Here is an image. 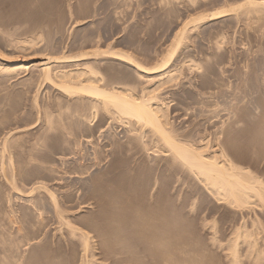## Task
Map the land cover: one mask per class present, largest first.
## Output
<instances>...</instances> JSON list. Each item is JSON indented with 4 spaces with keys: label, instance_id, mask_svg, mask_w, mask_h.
I'll use <instances>...</instances> for the list:
<instances>
[{
    "label": "rangeland",
    "instance_id": "rangeland-1",
    "mask_svg": "<svg viewBox=\"0 0 264 264\" xmlns=\"http://www.w3.org/2000/svg\"><path fill=\"white\" fill-rule=\"evenodd\" d=\"M239 1L242 2L243 0H195L194 3L192 0H0V48H6L5 51V48L0 49V51H4V54L6 52V55H12L15 58H20L21 56L26 58V56H28V59H26L30 62L28 65L30 66L29 72L17 73L18 76L15 77L14 75L11 77L12 79L7 78L6 80H2L0 78V133L12 129L15 125L18 126V124L22 125L23 123L35 122V111L34 107L32 108V98L35 93H38L37 99L39 101L38 103H40L39 105H42L41 107L46 105L49 109L51 105L57 101V97L60 98L58 99L60 102L66 97L62 101L64 104H70V102L74 101V98L71 99L61 93L63 96L62 98L57 88L39 81L38 69L36 70V68L32 66V63L46 57V53L48 55L47 57L53 56L52 58H61L64 56L74 57L80 52L92 51L99 46L100 47L97 49H107L109 45L110 48L112 46L111 49L116 51L120 50L119 52L128 54L141 63V65L143 64L144 67L151 68L154 65H158L160 60L165 58L171 49V43L174 41L176 31L179 30L180 26L182 27L183 23H185L188 18L194 17L192 15L197 13L202 14L206 12L209 14V11L224 9L227 7L224 6L225 2H227L226 5H234L236 3L238 4ZM240 10L241 9L231 12V15H226L221 19L197 23L199 27L197 24L196 27H194L195 25L187 27L184 38L182 39L183 43H181L180 46L178 45V50L176 49L175 56L170 63V65L173 66L168 69L176 70L175 74H178L176 75L178 79L175 77L172 82L169 81V83H171L170 85L167 84L168 82L166 85L164 84L158 97L163 100L164 103L166 102L165 104L169 108V114H171V117L169 116L170 121H172L171 128H176L174 129L175 131L177 130L176 133L178 132V134L184 136V134L189 135L190 133L181 134L182 131L192 132L194 135L191 134L192 137L190 135V138L192 139L195 137L193 140L196 141V144L199 143L198 141H200V139H203L201 136H205L204 139L208 138L211 144H214L212 147V145L208 143V145L212 147H209L211 150L213 148V150H215L216 142L223 143V140H227L228 142L231 141L230 144L226 143L225 146L232 144L231 147L228 146L230 150L232 149L233 152H231L237 155V163L244 167L246 166L257 175H261L260 178L263 181L264 15H256V18L255 14H247V10L245 9H243V11ZM192 27L196 29L193 31ZM188 28L191 29L188 30ZM6 30L8 32L10 31L9 33H11V30L14 32L12 31L10 35ZM187 35L188 38H185ZM4 37L6 39H4ZM7 37L12 39L10 40ZM218 37L219 40L217 39ZM13 39H15V41ZM21 39L32 40V43L29 45V51L26 50L27 52L23 51L22 53L20 52L21 49L18 50L21 46ZM185 39L187 40L183 41ZM7 40L9 42H6ZM7 44L10 45L8 46ZM216 47H218V49ZM11 48L14 49V52H12ZM17 51L19 52L17 53ZM196 51H199V53L206 51L205 55L207 56L205 57L202 54L200 57H204L200 58V54ZM190 52H193L194 55L195 52L198 53L199 55L197 56L200 60L199 58L194 59L197 56H191ZM20 53L22 55H19ZM104 56H99V59H97V57H91V60L87 58L85 61L83 60L84 62L80 61V64L87 61H90V63L88 62L89 64L96 63L97 65L94 64L96 66H92L95 68L98 66L96 69L102 74V78L103 75L106 76H104L106 79L104 80L103 78V81L107 82L108 80L110 85L123 87H125L124 85H126V87L127 85L130 87L132 86L135 90L132 87L129 88L133 89L134 92H138L140 88L143 91L147 86V81L137 79L136 71L133 67L123 62L120 63V61L114 60L111 57L105 56L107 59H102ZM184 56H188L190 59ZM204 58H206L205 61ZM92 59H95V62ZM185 59L187 61L194 60V65L199 64L200 66H195V68L191 67L190 69L187 67H190V65L186 63ZM66 64L67 66H71L75 63L61 61L59 64L54 63L53 65L60 67L64 65L65 67ZM179 66H182V68ZM184 66L186 67L184 68ZM197 67L201 68L198 69ZM196 69L198 70L196 71ZM258 75L260 76L258 77ZM155 76L157 77V75H153L150 78H155ZM240 80L241 82H239ZM4 81L6 82L4 83ZM242 81H246L247 84ZM25 82L28 84H24ZM109 83H106V85H109ZM229 87H231V89ZM239 88L245 89V91L239 90ZM233 93L236 96L235 98H233ZM237 99L238 101H243L239 102L238 106L236 102ZM62 102L61 104H63ZM251 103L253 104L251 105ZM54 104L49 111L53 110L54 120L58 122L59 119V122L62 120L63 122H60V124L58 122L53 129L46 132L45 143L39 146L38 149H35V151H32L35 159L36 157L37 159L29 161L25 159L27 155H25V149L23 148H21L23 150H13L14 156H17H15V159L19 160L18 162L22 164L20 167L22 171L19 173L21 175L17 176L16 183L17 185L19 184V186H24L25 190L28 189L27 187H30V185L37 183V181L43 182L47 186L49 185L48 187L58 195L60 201L72 200L70 204L72 212H70V214L73 213L76 224L79 221L82 224H77V226L79 225L81 229L83 227L82 231L87 233V235L88 231H93L89 232L90 235H88L92 238L90 239L89 237L90 245L88 253L90 255L86 254L90 260L93 259V263L116 264L117 261H119L121 262L120 264H142L143 261V264H159V262L160 264H168L170 262L171 264L173 262L174 264H226L222 249L216 244H218L217 241L219 238V241H222L224 238L222 244H225V240L228 239L226 236L229 237L231 228L239 222V211H233L227 205L220 204L214 198L210 197L196 179L188 176L184 171L178 170L177 166L172 164L168 155L169 153L161 151L164 150V148L158 151L159 153L161 151L160 154L156 152L157 154H154V156L151 149L149 150L150 152H145V150L142 149L144 146L138 145L136 141H133L134 143L131 142L130 127L128 128V126L125 125L126 122L124 123L122 119L114 118L115 116H113L112 113L102 115L103 112L99 110L96 112L95 117L92 118L91 121L89 120L90 122L88 123L91 126H88V123L85 124L80 122L82 126L80 123L79 125L75 122V110L73 108L72 111L74 114L70 110V112L67 110V112L58 110V112L60 111V115L62 114L60 116L57 110H55L56 108L54 109ZM253 106L260 109L254 108ZM71 107L72 105H70V109ZM255 109L257 111H255ZM69 113L72 114V116H70ZM88 116L90 117V115ZM233 121L238 122V125L236 122V125H234ZM39 123L40 125L43 124V119L30 126L35 128L31 130V134H34L37 132V129L40 128ZM232 123V126H236L233 127L234 130L231 126ZM75 124L78 127H76ZM81 126L84 128L82 129ZM75 127L80 129V131L78 129L75 131ZM85 127H87L88 131ZM222 128H225L227 132L224 133L223 131L225 130H222ZM77 131L79 132L78 134ZM220 133H222L223 137H226V139L221 137L222 135H219ZM75 134H77L78 139L81 141H79V144L75 142ZM90 138L92 140L88 143ZM222 138L223 140H221ZM86 139H88V141H85ZM149 139L147 138L144 140L145 145H147L145 149L151 148L154 141L156 143L155 138H152L153 142L152 139ZM187 139H189V136L186 140ZM98 140L99 143L97 142ZM193 140L191 141L194 143ZM92 143L96 145L93 144V146ZM149 145L150 147H148ZM159 145L162 146L160 143ZM94 148H96V150ZM94 152H97V156L92 157ZM81 156L84 157L85 160ZM96 157L97 159L99 158V162ZM87 158L92 161L89 159L87 161ZM93 162L96 164L94 165ZM89 168L90 170L93 168V170H91L92 172L89 171L88 174L81 172V170L85 169L87 171ZM83 172L85 171L83 170ZM90 173H93L92 176H96L91 178L92 176H89L91 175ZM1 180L0 183H3V180ZM2 183L0 184V206L3 205L2 203H4L5 206L3 205L4 207H0H3L0 209V248H3V246L6 247V244H4L6 242L5 240H8L10 237L6 234L12 232L11 239H22V241L19 242V252L24 254V250H26L25 256L23 257L24 264L25 262L29 264L33 259L36 261L42 258V255L45 253L47 254V251L49 252L48 257H46L47 255L45 254L42 262L40 261L41 259L39 260L40 264H43V262L44 264H81V256L83 257L82 248L78 250V247H75L78 244L80 246V243L75 240V245H73V241H70V245L72 246L69 245L68 247L69 241H66V238L58 234L61 236L60 239L56 236L59 239V243L55 237L58 233L55 229H58V226L55 221H52L53 219L50 215L52 211L50 207L47 205L46 207L48 208L46 209L45 207V209H43V217L46 219L44 224L48 221L47 224H45V229L43 228V231H41L42 233L44 232L45 235L39 232L41 237L37 236V228L35 226V230L32 226L34 224L32 221L36 220L34 217H31L33 214H30L29 206L26 204V199H28V197L26 195L18 196L14 191L11 192L12 190H9L7 187L8 185L5 183L2 185ZM94 185L96 187H94ZM21 188L23 190V187ZM94 192L95 194L92 195ZM91 195L95 196L94 200H91L94 203L88 200L92 197ZM3 198L6 201H3ZM79 200H81V203H84V206L79 203ZM86 200L90 201V207L92 205L93 207L90 208L89 204L87 207ZM80 204L83 207L80 206ZM77 206L81 208L80 211H78L79 208ZM24 207H26V209H24ZM9 209H11V211ZM45 210L47 213H45ZM132 211H134L135 214H133ZM10 212L15 215H12ZM140 212L148 214L154 222L155 227L159 226H157V222L160 224L163 223V226L164 224L168 226L170 228L169 231L172 232V240L170 239L167 244L165 241H161L160 245H155L153 251L152 244L148 243L145 239H138L136 235L133 236V233H130L132 231L131 229H133L130 225L132 224L131 220L133 219L134 223L137 218H135V216ZM121 213L123 215H121ZM7 215H10L9 218L11 216L17 218L13 219V217H11L10 220ZM131 215L134 217L132 219L130 218V220L129 217ZM5 216H7L8 219H6ZM21 216L23 217L21 219L23 223H25V221L27 223H25L26 225L31 223L29 225L31 227H25L26 225L23 224L26 229L30 230L29 228H31V231L28 232L21 226L26 231H22L21 236L18 235V238H16V235L14 236L13 234L17 226L13 224V222H15L13 220L19 221ZM49 216L51 217L50 220L47 218ZM80 216H84L85 218ZM122 216H124V218ZM77 217L79 218L77 219L78 221L76 220ZM87 217L89 218L87 219ZM262 217L264 218V216ZM119 218H121L120 221L122 222L118 221ZM105 219L107 224L104 222ZM109 219L112 222L109 221ZM206 219L209 221L208 225L205 223L208 222ZM127 220H130L128 221L130 222L128 225H126ZM90 221L91 225L90 223L88 224ZM102 221L104 223H102ZM108 221L110 223H108ZM125 221L126 224H122ZM7 222H10L11 225L8 223L9 226ZM113 222H115L116 225H114ZM87 224L90 225V228L94 225V227L92 226L93 229H88L89 226L87 227ZM204 224H206V226ZM263 224L264 220H262V225ZM2 225H7L8 227L4 228ZM1 226L5 232L2 230ZM97 226L99 227L98 231L96 228ZM163 226L158 227V229L160 228L163 230ZM9 227H11V229L13 227V231ZM117 227L120 229L118 230ZM63 230H65V228L61 230L63 232L62 234L65 235L66 233ZM94 230L98 234H96ZM101 230L103 231L101 232ZM32 231L34 235L37 233L36 238H40V241L38 240L39 242L34 235H30ZM119 231H121L120 234ZM128 231L132 235H130ZM214 232H216V243H214L211 238ZM3 235L5 236L3 237ZM27 235H29V237H27ZM99 235L103 238H100L102 242L99 240ZM30 236H34L33 238L36 241L33 238L30 239ZM46 237L48 242L50 239H53V244L51 241L49 242L50 244L47 243ZM61 238H63V240L65 239L64 241H66V243H61ZM23 240L28 242L25 243L27 246L23 245ZM32 240H34V242H32ZM103 242L106 244H102ZM99 243L104 247H101ZM43 245L45 246L44 251ZM65 245L67 246L65 247ZM22 246H25V249H21ZM73 246L74 248H72ZM42 247L43 249H41V251L46 252L44 254L37 252L40 254V257L36 251H39ZM57 247L58 249H56ZM32 248L35 250L38 259H35L36 257L34 258L33 255H31L32 258L30 255H27V253H32V251H30ZM171 249L173 250L172 253ZM51 250L54 251L52 252ZM78 251H80L81 255ZM155 251L156 255L154 256ZM91 252L93 254L92 256ZM114 252L115 254L120 253V256L118 254L114 255ZM158 252H160V254H158ZM166 253H168L169 256L173 254L170 257V259L173 257L171 259L173 262L171 260L168 263L166 262V258H164ZM168 254H166L165 257H167ZM26 255L31 258V261ZM59 255L64 256V259ZM58 258L59 260L61 258L63 260L61 259L59 261ZM48 259L50 261L54 260L50 263ZM35 261H33V264H36ZM39 262H37V264H39Z\"/></svg>",
    "mask_w": 264,
    "mask_h": 264
},
{
    "label": "bare ground",
    "instance_id": "bare-ground-1",
    "mask_svg": "<svg viewBox=\"0 0 264 264\" xmlns=\"http://www.w3.org/2000/svg\"><path fill=\"white\" fill-rule=\"evenodd\" d=\"M193 3L195 0H192ZM242 1V0H241ZM125 2V1H124ZM190 3V1H189ZM227 2H225V5L224 6H227L226 8L224 9H220V10H214V11H209L207 14L206 12H203V13H206V14H194L192 16L194 17H191V18H188V20L183 23L182 27L180 26L179 27V30L176 31L175 35H174V41H172L173 43H171V49L170 51L167 53V55L165 56V58L163 60H160V63L158 61V65H154L153 67H144L143 64L141 65V63H139L138 61H136L135 59H133L131 56H129L128 54L126 53H123V52H119L120 50L116 51L114 49H111L110 46L108 45V48L107 49H97L99 47H97L96 49L94 50H90V51H83V52H80L78 55L74 56V57H61V58H52V57H47V53H46V57H43L42 59H39L37 61H34V63H32V66H34L36 68V70L39 72V81H41L42 83H47V84H50L52 87L54 86V88H57L59 91H60V95L61 93L67 97H70L71 99L74 98V101L70 102L69 103H63L62 101L66 98H64L63 100H61V102L63 104H61L60 100L58 101V98L57 97V101L54 102V109L57 110H64L63 112H65L66 110L67 111H72V108L75 110V122L77 124H79L80 122L81 123H88L91 121L92 118L95 117V114L97 111L101 110L102 115L104 114H110L112 113L113 116H115L114 118H117V119H122L123 122L125 123V125L128 126V128L130 127V135H131V142H137L138 145H142L144 146V148L142 147V149L145 150V152L149 151L150 149L152 150V153L153 155L154 154H157L156 152H158L160 149H163L164 150H161V151H166L168 152L169 154V157L171 159V162L172 164H175L178 168V170H181L182 172L184 171V173H186L188 176L194 178L197 180V182L202 186V188L204 190H206V192L208 193V195H210V197L214 198L217 202H219L220 204H223V205H227L230 209H232L233 211H239L240 214H239V222L236 223L232 228H231V232L229 233V237L226 236L228 239L225 240V244H222V242H224V238L222 241H219L220 238H219V243L217 241L219 248L222 249V252H223V257L225 258V263L226 264H264V227L262 225V220H264V218L262 216H264V180L262 181L260 176L261 175H257L256 173H254L253 171H251L249 168H247L246 166H242V165H239L237 163V155H234L232 152V149L230 150L229 146L231 147L230 142H228L227 140H223V138L226 139V137H223L224 133L227 132L225 130V128H222V130H225L223 131V135L222 133H220L219 135H222L221 137H223L221 140H223L224 142L227 141V142H216V148L215 150H211L209 147V145H212L210 140L207 138L204 139L203 136H201L203 139L200 141H198L196 144L193 139L195 138H190V135H194L192 132L190 131H180L181 134L183 133H187L189 132L188 134L189 135H180L178 134V132L176 133V131L174 129L176 128H171V122L170 121V117H171V114H169V108L168 106L163 102V100H161L159 97H158V94L159 92H161L160 90L163 89L162 87L164 86V84L166 85L167 84H171L169 83L172 82L175 77H177L176 75L178 74H175L176 70H168L169 68H172V66L170 65V63L172 62L174 56H175V51H177V47L178 45L180 46L182 42V39L184 38V35H185V32H186V29L187 27L189 26H194L196 27V24L198 23H205V21H212V20H215V19H221L222 17L224 16H228V15H231L232 13L231 12H234V11H239V9H241L240 11H243V9L247 10L244 11L246 12L247 14L250 13L253 15L255 14V16H263L264 15V0H243L242 2L239 1V3L237 4H228L226 5ZM223 8V7H222ZM239 13V12H238ZM196 15V16H195ZM256 16V18H257ZM264 17V16H263ZM207 23V22H206ZM193 24V25H192ZM197 24V26L199 27V25ZM201 25V24H200ZM13 29V28H12ZM16 29V28H15ZM14 29V30H15ZM191 29V28H188V30ZM193 31L194 29L196 28H193ZM13 30H11V33H12ZM191 31V30H190ZM189 31V32H190ZM192 31V32H193ZM5 32V31H3ZM6 32H8L6 30ZM5 32V33H6ZM10 32V31H9ZM8 32V33H9ZM14 32V31H13ZM11 33H9L11 35ZM188 33V32H187ZM191 33V32H190ZM7 34V33H6ZM26 34V33H25ZM189 34V33H188ZM3 35V34H2ZM28 35V34H26ZM7 36V35H6ZM9 36V35H8ZM13 36V34H12ZM10 36V37H12ZM21 37V35H20ZM24 37V36H23ZM9 38V37H7ZM18 38V37H17ZM27 38V37H26ZM25 38V39H26ZM185 38H188V35L187 37ZM214 38V37H212ZM3 39V38H1ZM4 39H6L4 37ZM10 39V38H9ZM12 39V38H11ZM10 39V40H11ZM20 39V38H19ZM219 40V37L217 38ZM15 41V39H13ZM22 40V39H21ZM187 39L183 40V41H186ZM214 40V39H213ZM32 41V40H31ZM30 40H22L21 41V46L20 48H16L18 50H20V52L23 53V51H26L30 48V44L32 43ZM221 41V40H220ZM1 42V41H0ZM6 42H9L8 40ZM5 42V43H6ZM11 42V41H10ZM13 42V41H12ZM214 42L216 43V41L214 40ZM218 42V41H217ZM19 43V42H18ZM17 43V44H18ZM11 44V43H10ZM9 44V45H10ZM20 44V43H19ZM38 44V43H37ZM218 44V43H217ZM8 45V44H7ZM8 45V46H9ZM16 45V44H15ZM100 45V44H99ZM233 45V44H232ZM4 46V45H3ZM6 46V44H5ZM12 47V44L10 45ZM19 46V45H17ZM33 46V44H32ZM214 46V44H213ZM221 46V45H220ZM14 47V46H13ZM114 47V46H113ZM5 48V47H4ZM4 48H0V49H4ZM8 48V47H7ZM32 48V47H31ZM211 48V47H210ZM218 49V47H216ZM221 48V47H220ZM219 48V49H220ZM12 49V48H11ZM34 49V48H32ZM93 49V48H92ZM177 49V50H176ZM215 49V48H214ZM6 50V48L4 49V51ZM14 49H12V52ZM201 50V49H199ZM203 50V49H202ZM206 50V49H205ZM3 51V50H2ZM4 51L1 52L0 51V78L3 80H6L7 78H11L12 76L17 75V73H26V72H29V69H30V66H28L30 64V62L27 61V57L24 58V57H20V58H15L13 57L12 55H6V52L4 54ZM29 51V50H28ZM31 51V49H30ZM82 51V50H81ZM168 51V50H167ZM166 51V52H167ZM217 51V50H216ZM19 51H17L18 53ZM27 52V51H26ZM194 52V51H193ZM193 52H190L191 53V56L194 55ZM199 53V51H196ZM195 52V57L197 55H199V57L203 54L205 57L207 55L206 54V51L204 52H201V53H196ZM34 53V52H33ZM217 53V52H216ZM11 54V53H10ZM166 54V53H165ZM19 55H22L21 53ZM25 55V53H24ZM106 56V57H111L113 58L114 60H118L123 63H126L127 65H130V67H133L136 75H137V79L138 80H145L147 81V86H143L145 87L142 91V89L140 88L139 91L141 92H134L133 89L135 90L134 87H132L133 89H130L131 87L127 85H124L125 87L123 86H114V85H110L109 81L107 80V82L103 81V78L104 80L106 79L105 75H103V78H102V74L99 73V71H97V67H93L92 65L96 64H89L90 61H87L85 63H81L80 64V61H85V59L87 58H90L91 60V57L95 58L97 57V59H99V56ZM189 55V54H188ZM18 56V55H17ZM45 56V54H44ZM103 57L102 59H107L106 57ZM179 56V55H178ZM203 56V57H204ZM210 56V55H209ZM164 57V56H163ZM162 57V58H163ZM185 57V56H184ZM188 57V56H186ZM185 57V58H186ZM198 56L194 59H197L199 58ZM203 57H200V58H203ZM189 58V57H188ZM192 58V57H191ZM199 58V60H200ZM208 58V57H207ZM30 59V58H29ZM96 59V60H97ZM190 59V58H189ZM93 60V59H92ZM95 60V59H94ZM93 60V61H94ZM186 60V59H185ZM193 60V59H192ZM198 60V61H199ZM206 60V58H204V61ZM61 61H67V63H75L71 66H67L66 64V68L63 66H54L53 64L54 63H57L59 64V62ZM83 61V62H84ZM92 61V62H93ZM162 61V62H161ZM203 61V59H202ZM89 62V63H88ZM95 62V61H94ZM174 62V61H173ZM200 62V61H199ZM186 63L190 65L186 66L188 68L191 69V67L195 68V66H198L197 64L194 65V60L193 61H187L186 60ZM198 63V62H196ZM63 64V63H62ZM178 64V63H177ZM97 65V64H96ZM94 65V66H96ZM180 65V64H178ZM182 65V64H181ZM202 65V64H201ZM171 66V67H170ZM175 66V65H174ZM183 66V65H182ZM182 66H179L182 68ZM184 66V68L186 67ZM200 66V65H199ZM175 68V67H173ZM198 69H200L199 67H197ZM196 69V71L198 70ZM111 70V69H110ZM168 70V71H167ZM181 70V69H180ZM188 71V70H187ZM191 71V70H190ZM102 73V72H101ZM244 73V72H243ZM28 74V73H27ZM106 74V73H105ZM242 74V73H240ZM135 75V76H136ZM153 75H157V77L155 76V78H150L151 76ZM238 75V74H237ZM243 75V74H242ZM253 75V74H252ZM257 75V74H256ZM105 76V77H104ZM239 76V75H238ZM241 76V75H240ZM260 75H258L259 77ZM255 77V76H254ZM253 77V79H254ZM245 78V77H244ZM12 79V78H11ZM178 79V77H177ZM176 79V80H177ZM1 82V81H0ZM3 82V81H2ZM6 81H4L5 83ZM112 82V81H111ZM141 82V81H139ZM143 82V81H142ZM241 82V80L239 81ZM243 82V81H242ZM246 82V81H244ZM243 82V83H244ZM261 82V81H260ZM27 82H25L24 84H26ZM30 83V82H29ZM106 83H109V85ZM116 83V82H115ZM251 83V82H250ZM28 84V83H27ZM114 84V83H113ZM141 84V83H140ZM145 84V83H143ZM142 84V85H143ZM242 84V83H241ZM247 84V82H246ZM120 85V84H119ZM123 85V84H122ZM135 85V84H134ZM245 85V84H243ZM264 85V84H263ZM246 86V85H245ZM130 87V88H129ZM136 87V86H135ZM138 87V86H137ZM243 87V86H242ZM255 87V86H254ZM228 88V87H227ZM231 89V87H229ZM256 88V87H255ZM225 89V88H224ZM233 89V88H232ZM241 88H239L240 90ZM263 89V88H262ZM241 90H244L245 89H241ZM58 91V92H59ZM238 91V90H237ZM236 91V92H237ZM253 91V90H252ZM36 92V91H35ZM229 92V91H228ZM235 92V91H234ZM257 92V91H256ZM231 93H232V90H231ZM245 93V92H243ZM38 93H35L34 97L32 98L33 99V106L32 108L34 107V111H35V122L33 123H23L22 125H19L18 126H14V128L12 129H9L8 131H2L0 133V180L2 179L3 180V183H5L6 185H8L7 187L9 188V190H12L11 192H15L18 196H22V195H26L28 197V199H26V204H28V207L29 208V211H30V214L32 213L33 216L31 215V217H34L36 221H32V223L34 222V224L32 225L33 226V229H35L34 227L36 226L37 228V232H38V235L37 233L34 235L33 234V231L30 233V235H34L35 238H36V235L37 236H40L39 235V232L42 233L41 231H43V228L46 226L45 224H47V222L44 224V222L46 221V219H44V211L43 209H45V207L48 205L51 209H49V211L52 213L50 214L52 216V221H55V223L57 224L58 226V229H55L58 233L56 236L60 237L63 236L64 238H66V241H69L68 243V247L70 245V241H73L72 244L75 245V240H77V242L80 243V246L79 244L76 245L75 247H78V250L79 248H82V255L83 257L81 256V264H95L93 263L94 261H92L93 259H89L87 257V255L89 254V237L88 235H90L89 232H93V231H88V235L87 233H85L84 231H82V229L79 227V225L77 226V224H80V221L76 224V221H75V218L73 216V213L70 214L71 209L72 207H70V204L72 203V200H59L58 198V195H56V193L51 189L49 188L45 183L43 182H39L37 181V183H34L32 185H30V187H27L28 189H25L24 190V186H19V184L17 185V176L21 175L19 174L21 168V165L17 160L15 159V156H14V152L13 150L14 149H18V150H23L25 149V155H27L25 157V159H28L29 160H34L35 157L34 155L32 154V151L35 149H38L39 146H42L43 143H45V138H46V132H49L51 129L54 128L55 124H58L59 122V119H58V122L56 120L53 119L54 115H53V110L52 111H49L51 110V107L53 106V104L51 105L50 109L49 107H46L43 106L41 107L38 103V99H37V95ZM242 94V93H241ZM243 95V94H242ZM263 95V94H262ZM62 96V95H61ZM60 96V97H61ZM234 96V97H233ZM233 98H235L236 96L234 95L233 93ZM161 97V96H160ZM246 97V96H244ZM63 98V96H62ZM69 98V99H70ZM236 101V100H235ZM237 106H238V103L239 102H243L242 100L241 101H238L237 99ZM203 103V102H202ZM254 103V102H253ZM251 103V105L253 104ZM70 105H72L71 109H70ZM49 106V105H48ZM234 107V106H233ZM254 108H257L255 106H253ZM228 108V107H227ZM253 108V110H254ZM257 109H260V108H257ZM226 110V108H225ZM252 110V113L254 114ZM66 111V112H67ZM69 111V112H70ZM255 111H257L255 109ZM55 112V111H54ZM56 112V113H57ZM60 112V111H59ZM58 112V113H59ZM87 112V113H86ZM260 112V111H258ZM257 112V113H258ZM62 113V112H61ZM90 113V114H88ZM171 113V112H170ZM64 114V113H63ZM70 114V113H69ZM90 115V117L88 115ZM60 115V113H59ZM62 115V114H61ZM60 115V116H61ZM73 115V116H74ZM70 116H72V114H70ZM69 116V117H70ZM112 116V117H113ZM170 116V117H169ZM102 117H105V116H102ZM230 117V116H229ZM235 117V116H234ZM63 118V117H62ZM106 118V117H105ZM236 118V117H235ZM234 118V120H235ZM41 119H43V124L40 125L39 123V129H37V132L36 135L35 133L34 134H31V130L35 129L34 127H30L36 123H38ZM231 119V118H230ZM61 120V119H60ZM90 120V121H89ZM28 121V120H27ZM29 122V121H28ZM60 122H63L60 121ZM59 122V124H60ZM236 122V121H235ZM235 122L233 121L234 125H236L238 122ZM80 123V124H81ZM233 123L231 124V126L233 125ZM21 124V123H20ZM79 124V125H80ZM84 124V125H85ZM89 124V123H88ZM223 124V123H222ZM62 125V124H61ZM76 125V124H75ZM82 125V124H81ZM107 125V124H106ZM238 125V124H237ZM83 126V125H82ZM81 126V128H82ZM86 126V125H85ZM88 126H91L90 124ZM87 126V127H88ZM224 126V125H223ZM230 126V125H228ZM76 127H78L76 125ZM75 127V131L76 128ZM80 127V126H79ZM87 127L86 130H87ZM174 127V126H173ZM233 127H236V126H232V129ZM84 128V127H83ZM82 128V129H83ZM104 129V128H103ZM80 131V129H78ZM88 130H89V127H88ZM87 130V131H88ZM101 130V129H100ZM234 130V129H233ZM100 132V131H99ZM79 132L77 131V134ZM77 134H75V142H77L76 144H79L81 141L78 139V136ZM91 134V133H90ZM92 135V134H91ZM191 135V137H192ZM27 136V137H26ZM81 136V135H80ZM79 136V137H80ZM189 136V139L186 140V138H188ZM48 137V136H47ZM207 137V136H206ZM217 137V136H216ZM220 137V136H219ZM220 137V138H221ZM82 138V137H81ZM80 138V139H81ZM152 139V138H155L156 139V143L154 141L153 143V146L149 149H145L147 148L145 145V141L146 139ZM200 138V137H199ZM215 138V137H214ZM213 138V139H214ZM149 139V140H150ZM47 140V139H46ZM91 138L89 139H86L85 141H88L91 142ZM193 140L194 143L191 141ZM196 140H199V139H196ZM80 141V142H79ZM84 141V142H85ZM148 141V140H147ZM214 141V140H213ZM99 143V140L97 141ZM103 142V141H102ZM133 142V143H134ZM152 142H153V139H152ZM114 143V142H113ZM150 143V142H148ZM159 143L162 145L160 146ZM209 143V145H208ZM214 143V142H213ZM226 143H229L227 146H225ZM94 143H92L93 145ZM152 144V143H151ZM150 144V145H151ZM82 145V144H81ZM96 145V144H94ZM93 145V146H94ZM110 145V144H109ZM150 145L148 147H150ZM108 146V145H107ZM214 146V144L212 145V147ZM101 147V146H100ZM162 147V148H161ZM211 147V148H212ZM23 148V149H21ZM96 150V148H94ZM93 149V151H94ZM154 149V150H153ZM101 150V149H100ZM160 151V153H161ZM232 151V152H231ZM98 152V151H97ZM96 152V153H97ZM150 152V151H149ZM94 152V155L92 153V157L94 156H97ZM151 153V155H152ZM159 153V152H158ZM159 153V154H160ZM81 154V153H80ZM150 154V153H149ZM18 155V154H17ZM83 155V154H82ZM106 155V154H105ZM104 155V157H105ZM87 156V155H86ZM91 156V154H90ZM89 156V157H90ZM155 156V155H154ZM236 156V157H235ZM17 157V156H16ZM82 157V156H81ZM88 157V156H87ZM21 158V157H20ZM19 158V159H20ZM84 158V157H82ZM107 158V157H106ZM105 158V159H106ZM37 159V157H36ZM35 159V160H36ZM89 158H87V161H88ZM94 159V158H92ZM97 159V157H96ZM99 159V158H98ZM97 159V160H98ZM81 160V159H80ZM85 160V158H84ZM90 160V159H89ZM95 160V159H94ZM96 160V161H97ZM21 161V160H20ZM27 161V160H26ZM92 161V160H90ZM89 161V162H90ZM99 162V160H98ZM22 163V162H21ZM24 163V162H23ZM91 163V162H90ZM94 163V162H93ZM96 163H94L95 165ZM83 165V164H82ZM86 165V164H85ZM88 165V164H87ZM25 166V164H24ZM90 166H93V165H90ZM88 166V167H90ZM97 166V165H96ZM95 167V166H94ZM87 168V166H86ZM23 169V168H22ZM83 170L85 172H83ZM81 170L82 173H86L88 174L89 171L93 170V168H89V170H85L83 169ZM92 172V171H91ZM22 173V172H21ZM82 173H79V174H82ZM78 174V173H76ZM85 174V175H86ZM91 174V173H90ZM93 174V173H92ZM89 175V176H92ZM79 176V175H78ZM84 176V175H83ZM87 176V175H86ZM93 176H96V175H93ZM93 176L91 178H93ZM21 179V177H20ZM19 179V180H20ZM1 180V181H2ZM22 180V179H21ZM94 180V179H93ZM92 181V180H91ZM94 182V181H93ZM2 183V182H1ZM0 183V184H1ZM2 183V185H3ZM20 183V181H19ZM5 184H4V187H5ZM87 184V183H86ZM90 184V183H89ZM22 185V183H21ZM88 186V185H87ZM21 187H23V190L22 188L20 189ZM94 187H96L94 185ZM93 187V188H94ZM92 188V187H91ZM97 189V188H96ZM8 190V189H7ZM8 190V191H9ZM91 190V189H90ZM88 191V190H87ZM7 192V191H6ZM79 192V190H78ZM93 192V191H92ZM98 192V191H97ZM118 192V191H117ZM10 193V192H9ZM8 193V194H9ZM91 193V191H90ZM89 193V194H90ZM14 194V193H13ZM88 194V195H89ZM94 193H92V195H94ZM101 194V193H100ZM91 195V196H92ZM106 195V194H105ZM104 195V196H105ZM109 195V194H107ZM111 195V194H110ZM115 195V194H114ZM8 196V195H7ZM17 197V196H16ZM78 197V196H77ZM90 197V196H88ZM94 197L95 196H92L91 198H87L88 200H94ZM109 197V196H108ZM111 197V196H110ZM112 198V197H111ZM63 199V198H62ZM69 199V198H68ZM5 199L3 198V201ZM19 200V199H18ZM86 200L85 202L87 203V207H88V204H89V207H90V201ZM104 200H107V199H104ZM6 201V200H5ZM76 201V200H75ZM81 200H79V203ZM89 202V203H88ZM92 202V201H91ZM107 202V201H106ZM8 203V201H7ZM23 203V202H22ZM86 203H85V206H86ZM94 203V202H92ZM108 203V202H107ZM106 203V204H107ZM4 205V203H2ZM6 204V203H5ZM9 204V203H8ZM25 204V205H26ZM83 206H84V203L82 202L81 203ZM80 204V206H82ZM110 204V203H109ZM1 205V206H3ZM24 205V204H23ZM78 205V204H77ZM108 205V204H107ZM0 206V207H1ZM5 206V205H4ZM3 206V207H4ZM82 206V207H83ZM111 206V204H110ZM2 207V208H3ZM7 207V206H6ZM10 207V206H9ZM26 207H24V209H26ZM78 207V206H77ZM93 207V205L91 206ZM90 207V208H91ZM0 208V209H2ZM11 208V207H10ZM48 207H46L47 209ZM76 208V207H75ZM79 208V207H78ZM86 208V207H84ZM96 208V207H95ZM109 208V207H108ZM5 209V208H4ZM8 209V208H7ZM20 209V208H19ZM81 208H79L78 211H80ZM97 209V208H96ZM133 209V208H132ZM11 211V209H9ZM22 210V209H20ZM19 210V212H20ZM135 210V209H134ZM141 210V209H140ZM13 211V210H12ZM142 211V210H141ZM9 212V211H8ZM7 212V213H8ZM23 212V211H22ZM48 212V213H50ZM130 212V211H129ZM133 214L134 211H132ZM131 212V213H132ZM146 212V211H145ZM138 213L137 216H135V221L133 223V217L132 215L129 217V219L132 221V224H130L133 229H131L132 231L130 233H133V236H137L138 239H145L146 241H148V243L152 244V248H153V251L155 249V245H160L161 241H165L166 244L168 243V241L172 238V232H170V228L168 226H166L164 224L163 226V223L160 224L158 223L157 221V226L160 227V226H163L161 230L160 228L158 229V227H155L154 225V222L152 221L151 217L146 214V213ZM11 213V212H10ZM21 213V212H20ZM26 213V212H25ZM45 213L46 210H45ZM107 213V212H106ZM128 213V212H127ZM137 213V212H136ZM6 214V213H5ZM4 214V215H5ZM12 214V213H11ZM27 214V213H26ZM25 214V215H26ZM99 214V213H98ZM12 215H15L14 213ZM24 215V214H23ZM76 215V214H74ZM114 215V214H113ZM112 215V216H113ZM121 215H123L121 213ZM130 215V213H129ZM8 218L10 215H7ZM7 216H5L6 219ZM18 216V215H17ZM92 216V215H91ZM110 216V215H109ZM125 216V215H124ZM124 216H122L124 218ZM127 216V214H126ZM156 216V215H155ZM3 217V216H2ZM13 217V216H11ZM10 217V218H11ZM25 217V216H24ZM82 217V216H80ZM84 217V216H83ZM82 217V218H83ZM98 217V216H97ZM100 217V216H99ZM121 217V216H120ZM4 218V219H5ZM9 218V219H10ZM15 217H13L14 219ZM17 218V217H16ZM15 218V219H16ZM23 217L21 216V218L19 219V221H16V220H13L15 222H13V224H15L17 227L15 229V233L13 234L14 236L16 235V238H18L17 236L22 234V231H31V228H29L30 230L26 229L25 227H31L29 225H26V221L25 223H23V221L21 220ZM49 220H50V216L47 217ZM85 218V217H84ZM89 217H87L88 219ZM106 218V217H105ZM110 218V217H109ZM112 218V217H111ZM158 218V216H157ZM263 218V219H262ZM2 219V218H1ZM27 219V217H26ZM79 219L78 217L76 218V220ZM91 219V217H90ZM99 219V218H98ZM107 219V218H106ZM106 219H105V223H106ZM116 219V218H115ZM121 218L118 219L119 222H122L120 221ZM126 219V218H125ZM262 219V220H261ZM11 220V219H10ZM10 220H6V221H10ZM18 220V219H17ZM25 220V219H23ZM28 220V219H27ZM86 220V219H85ZM95 220V219H93ZM100 220V219H99ZM102 220V219H101ZM123 220V219H122ZM130 220H127V224H126V221L123 222L122 224H126L128 225V221ZM157 220V219H156ZM162 220V219H161ZM207 220V219H206ZM2 221V220H1ZM5 221V222H6ZM30 221V220H29ZM78 221V220H77ZM109 221H111L109 219ZM108 221V223H110ZM115 222H117L116 220H113ZM124 221V220H123ZM205 221V220H204ZM208 221V220H207ZM4 222V221H3ZM2 222V223H3ZM28 222V221H27ZM87 222V221H86ZM85 222V224H86ZM102 221V223H104ZM112 222V221H111ZM114 223V225H116ZM155 222V223H156ZM163 222V221H161ZM1 223V224H2ZM10 224V222H7V224ZM12 223V222H11ZM90 223L91 225V221L88 222V224ZM100 223V221H99ZM98 223V224H99ZM209 223L208 222H205ZM8 224V225H9ZM26 225L25 227L23 226ZM87 224V227L89 226L88 229H93L94 225L91 226L90 228V225ZM107 224V223H106ZM118 224V223H117ZM121 224V223H120ZM11 225V224H10ZM9 225V226H10ZM97 225V224H96ZM95 225V226H96ZM109 225V224H108ZM107 225V226H108ZM111 225V224H110ZM113 225V224H112ZM129 225V226H130ZM206 226V224H204ZM3 226V225H2ZM1 226V228H2ZM13 226V225H12ZM24 227L26 230H24L22 227ZM50 226V225H49ZM100 226V225H99ZM104 226V224H103ZM119 226V225H118ZM4 228L8 227L7 225L6 226H3ZM64 227L65 230V235L62 234L63 232L61 231L62 228ZM85 227V226H84ZM126 227V226H124ZM11 229V227H9ZM8 228V230H9ZM97 228V231H98V226L96 227ZM118 228V227H117ZM128 228V227H127ZM167 228V229H166ZM169 228V229H168ZM173 228V227H172ZM212 228V227H210ZM13 229V227H12ZM11 229V230H12ZM45 229V228H44ZM52 229V230H54ZM84 229H87V228H84ZM120 228H118L119 230ZM213 229V228H212ZM2 230H4L2 228ZM36 230V229H35ZM96 230V229H95ZM94 230V232H96ZM13 231V230H12ZM55 231V232H56ZM103 230H101L102 232ZM116 231V230H115ZM2 232V231H1ZM5 232V230H4ZM6 232H7V229H6ZM10 232V231H9ZM100 232V233H101ZM121 231H119V234H120ZM35 233V232H34ZM44 233V232H43ZM42 233V234H43ZM47 233V232H46ZM54 233V231H53ZM129 233V231H128ZM129 233V234H130ZM174 233V231H173ZM216 232H214V234H212L211 238H212V241L214 243H216V237H215V234ZM6 234V233H5ZM27 234V233H25ZM56 234V233H55ZM61 236H59V235ZM95 234V233H94ZM96 234H98L96 232ZM95 234V235H96ZM123 234V233H122ZM7 236L9 235L10 237L8 238V240H5L6 242L4 244H6V247L3 246V248H0V264H24L23 263V260H24V254L26 252V250H24V254L21 252H19V242L22 241V239L20 240V238L18 239H11V235H12V232L11 233H7L6 234ZM24 235V234H23ZM31 235V236H32ZM45 235V233L43 234ZM93 235V234H92ZM127 235V234H126ZM132 235V234H130ZM175 235V234H174ZM173 235V237H174ZM177 235V234H176ZM5 235H3L4 237ZM19 236V237H20ZM30 236V237H31ZM33 236V237H34ZM53 236V235H52ZM50 236V237H52ZM103 236V235H102ZM27 237H29V235H27ZM26 237V238H27ZM33 237H31L30 239H32ZM49 237V236H48ZM54 237V236H53ZM57 238L58 242H59V239ZM93 237V236H92ZM96 237V236H95ZM94 237V238H95ZM99 237V240L100 238H102L100 235L98 236ZM97 237V238H98ZM131 237V236H130ZM13 238V237H12ZM22 238V237H21ZM120 238V237H119ZM7 239V237H6ZM25 239V238H24ZM29 239V240H30ZM34 239V238H33ZM40 239V238H39ZM38 238H36V240L38 241L39 240ZM62 241L61 243L65 242L63 240V238H61ZM90 239H92L90 237ZM103 239V238H102ZM136 239V238H135ZM174 239V238H173ZM27 240V239H26ZM28 240V241H29ZM35 240V239H34ZM34 240H32V242H34ZM35 240V241H36ZM47 237H46V241H47ZM53 239H50L49 242L51 241L52 242ZM172 240V239H171ZM24 241V240H23ZM40 241V240H39ZM38 241V242H39ZM137 241V240H136ZM27 242V241H26ZM24 241L21 242L23 243V245H26V243ZM44 242V241H43ZM47 241V243H49ZM92 242V241H91ZM100 242H102L100 240ZM138 242V241H137ZM145 242V241H144ZM28 243V242H27ZM37 243V242H35ZM60 243V242H59ZM119 243V242H118ZM147 243V244H148ZM171 243V242H169ZM212 243V242H211ZM45 244V243H44ZM50 244V243H49ZM53 244V242H52ZM51 244V245H52ZM101 243H99L100 245ZM102 244H106L105 242H103ZM109 244V243H108ZM149 244V245H150ZM30 245V244H28ZM32 245V243H31ZM40 245V244H39ZM61 245V244H60ZM215 245V244H214ZM21 246V244H20ZM27 246V245H26ZM36 246V245H35ZM57 246V244H56ZM59 246V245H58ZM67 245H65L66 247ZM72 246V245H70ZM92 246V245H91ZM101 246V245H100ZM107 246V245H106ZM143 246V245H142ZM217 246V247H218ZM25 247V246H24ZM23 246L21 247L24 248ZM44 247V249H43ZM42 248H38L39 251H36L37 252H41L40 254H44L45 252H42L41 249H43V251L45 250V246L43 245ZM64 247V246H63ZM101 247H104V246H101ZM109 247V246H108ZM147 247V246H146ZM30 248V246H29ZM74 248V246L72 247ZM92 248V247H90ZM100 248V247H99ZM110 248V247H109ZM143 248V247H142ZM149 248V247H148ZM169 248H170V245H169ZM168 248V249H169ZM25 249V248H24ZM28 249V248H26ZM58 249V247L56 248ZM60 249V248H59ZM96 249V248H95ZM104 249V248H103ZM114 249V248H112ZM157 249V248H156ZM34 249L32 248L30 251H32V253L30 251L31 254H28L27 255L31 257V255H33V257L35 258L38 254V256H40L39 253L35 254V250L33 251ZM48 250V248H47ZM81 250V249H80ZM120 250V249H119ZM166 250V249H165ZM21 251V250H20ZM23 251V250H22ZM52 252L54 250H51ZM50 251V252H51ZM57 251V250H55ZM91 251V250H90ZM111 251V249H110ZM172 249H171V253H172ZM66 252V250H65ZM71 252V251H70ZM94 252V251H93ZM150 252V251H149ZM162 252V251H161ZM34 253V254H33ZM78 253H80V251H78ZM156 251L154 252V256L156 255L155 254ZM46 254V253H45ZM44 254V255H45ZM50 254H53V253H50ZM60 254V253H59ZM62 254V253H61ZM66 254V253H65ZM64 254V255H65ZM87 254V255H86ZM104 254V253H103ZM108 254V253H107ZM114 255H117L118 253L115 254V252L113 253ZM120 254V253H119ZM118 254V255H119ZM158 254H160V252H158ZM168 254V253H166ZM165 254V256H166ZM26 255V256H27ZM42 255V258L38 259L37 257L35 259H38V260H32V262H29L28 259L30 260L31 258L28 257L27 261L29 262V264H33V261H35V263L37 264V262H39V260L42 262L43 260V256ZM48 257L49 255V252L47 251V254H46ZM79 255V254H78ZM81 255V253H80ZM90 255V254H89ZM92 252H91V256H92ZM151 255V254H149ZM171 255V254H170ZM173 255V254H172ZM171 255V256H172ZM61 256V255H59ZM74 256V255H73ZM94 256H95V253H94ZM106 256V255H105ZM120 256V255H119ZM146 256V255H145ZM159 256V255H158ZM164 256V255H162ZM166 258V262H170V260L173 258L170 259L171 256H169V254L167 255ZM50 257V256H49ZM63 257L64 259V256H61ZM90 257V256H89ZM96 257V256H95ZM107 257V256H106ZM116 257V256H115ZM135 257V256H134ZM151 257V256H150ZM222 257V258H223ZM92 258V257H90ZM94 258V257H93ZM110 258V257H109ZM113 258V257H112ZM136 258V257H135ZM163 258V259H164ZM44 259L46 260V258L44 257ZM51 259V258H50ZM62 259V258H61ZM60 259V260H61ZM62 259V260H63ZM80 259V258H79ZM78 259V260H79ZM115 259V258H114ZM144 259V257H143ZM152 259V258H151ZM158 259V258H157ZM44 260V261H45ZM49 260V259H48ZM47 260V262H48ZM54 260V259H53ZM52 260V261H53ZM59 260V258H58ZM59 260V261H60ZM96 260V259H95ZM108 260V259H107ZM120 260V259H118ZM153 260V259H152ZM155 260V259H154ZM174 260V259H173ZM31 261V260H30ZM50 261V260H49ZM50 261V263L52 262ZM110 261V260H109ZM116 261V260H115ZM142 261V260H141ZM162 261V260H161ZM172 261V260H171ZM223 261V260H222ZM79 262V261H78ZM77 262V263H78ZM136 262V261H135ZM173 262V261H172ZM49 263V262H48ZM61 263V262H60ZM65 263V262H64ZM98 263V262H97ZM104 263V262H103ZM106 263V262H105ZM113 263V262H112ZM120 264L121 262L117 261L116 264ZM163 263V262H162ZM26 264V262H25ZM40 264V262H39ZM44 264V262H43ZM129 264V263H128ZM142 264H143V261H142ZM160 264V262H159ZM166 264V263H165ZM168 264H171L168 263ZM174 264V262L172 263ZM224 264V263H223Z\"/></svg>",
    "mask_w": 264,
    "mask_h": 264
}]
</instances>
